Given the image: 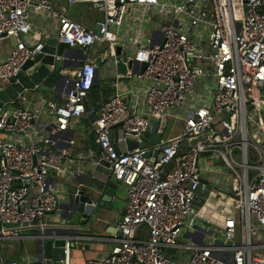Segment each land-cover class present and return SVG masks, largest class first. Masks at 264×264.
Returning a JSON list of instances; mask_svg holds the SVG:
<instances>
[{"label":"built area","instance_id":"obj_1","mask_svg":"<svg viewBox=\"0 0 264 264\" xmlns=\"http://www.w3.org/2000/svg\"><path fill=\"white\" fill-rule=\"evenodd\" d=\"M83 4L102 15L100 36L68 15ZM34 14L56 19L54 36L71 48L57 57L79 65L63 72V100L47 102L51 120L17 104L0 117L14 141L3 143L0 160V221L18 224L3 235L47 227L60 199L53 174L72 153L69 129L87 113L98 61L112 60L126 72L91 127L126 186V213L107 253L85 264H264V0H0V42L16 39L0 60V81L43 51L46 35L27 39ZM163 116L182 121L181 132L163 138L159 124L160 140L150 135L141 147ZM121 131L136 137V148L122 149L129 139ZM204 205L223 222L203 227L194 210ZM71 250L66 240L62 264H72Z\"/></svg>","mask_w":264,"mask_h":264},{"label":"water","instance_id":"obj_2","mask_svg":"<svg viewBox=\"0 0 264 264\" xmlns=\"http://www.w3.org/2000/svg\"><path fill=\"white\" fill-rule=\"evenodd\" d=\"M95 32L98 36L101 35L100 28H97ZM70 49L68 44L59 43L55 36L47 37L43 51L35 59L26 61L15 77L0 81V117L28 92L56 91L64 76L62 71L70 68L67 62L57 56L66 55V51ZM120 51L121 49L118 48L117 59L120 58ZM132 64L133 61H130L129 67ZM116 67L120 73L126 72V66L123 62H119ZM146 67L147 63H142V71ZM170 122L167 116H163L161 122L154 120L150 132L142 137L140 146H146L147 137L150 135H155V140L159 141L162 134L161 132L156 134L157 127L160 124V128L165 130ZM120 134L122 136L126 135L129 139L127 146H121L123 150L126 147L130 150L137 147V139L132 133L125 134L121 131ZM10 135L11 132L0 130V160L4 156L3 143H14L12 139H9ZM112 139L113 132L111 131L110 140ZM157 153L158 151H155L154 155H157ZM150 154L149 152L147 155ZM119 185H122V183L111 174L109 162L106 159L100 155L85 159L81 170L75 175V182H71L66 186L63 191L64 197L59 199L58 209L52 212H58L59 221L44 229L34 230L32 237L38 250V260L44 262L55 260L58 264H62L66 240L70 241L72 249L76 245L90 248V242L85 243V239H77L76 237L90 233L94 236H101L105 233L112 234L116 232L117 225L123 220L126 210L122 209L116 215L113 225H111L112 232L105 228L108 217H104L103 211L104 209H113L109 202L116 197ZM16 226L18 224H5L0 221V240L3 237V228L9 231ZM0 250L3 264H8L1 248ZM172 252L174 251L172 250Z\"/></svg>","mask_w":264,"mask_h":264},{"label":"crops","instance_id":"obj_3","mask_svg":"<svg viewBox=\"0 0 264 264\" xmlns=\"http://www.w3.org/2000/svg\"><path fill=\"white\" fill-rule=\"evenodd\" d=\"M65 4V1H60L57 3V7L60 9ZM71 8L68 10V15L73 12V17L77 14H81V12ZM71 16V15H70ZM84 18L87 19L86 14L83 15ZM83 18V19H84ZM52 18L46 20L45 15L34 14L33 21H34V29L31 35L27 36L29 42H34L38 39L50 36H54L56 33L55 28H53ZM55 20V19H53ZM95 21L93 23H88L87 20H82L84 25L91 29H96ZM94 24V27L92 26ZM44 29L47 31L44 33ZM53 29V30H52ZM13 48V47H12ZM12 48H8V45L0 43V60L7 57V55L11 52ZM70 68L74 69L78 67L79 62H75L73 64L67 63ZM99 65V73L95 81L94 86L100 87V100L98 101L97 105L93 104L89 95L87 101V113L82 115L78 122L73 123L69 129V133L73 137L74 143L72 145V153L66 159L64 164L63 172L59 174H53L55 178V182L57 188L60 190V196L63 195V191L65 190L66 186L69 185L71 182H75V175L78 173L79 170L82 168V162L78 160V156L81 154L85 159H91L96 155H100L101 149L97 142L95 133L91 127L92 119L96 116L97 110L99 105L102 101L108 99L114 92H115V82L117 79V74L120 72L118 71L117 67H115L112 63V60L107 61L106 63H102L98 61ZM65 70L62 71V73ZM63 84H58V88L56 91L44 92L40 93L37 91L28 92L24 96V100H20L18 105L23 107L33 108L41 113V119L43 121L51 120V116L49 114L47 108V102L52 100L62 101V93L61 88ZM44 106V107H42ZM52 129V127H47L43 130L38 132L39 135L46 136L48 134V130ZM180 132H178L179 134ZM178 134H170L167 137H172ZM84 159V160H85ZM121 191V192H120ZM120 192V193H119ZM127 201V190L124 184L119 185L117 188V195L115 198H112L109 202L113 206V209H104L103 215L107 218V223L105 224V228L112 232V227L114 219L119 211L125 209ZM59 221V214L50 213L47 215L45 219V223L47 226L53 225ZM21 237L19 238H12L10 236L3 235L1 238V249L5 258L10 261H16L20 264H25V261L28 258L38 259V250L36 248V244L34 238L32 237V231L27 228L20 229ZM91 235V236H90ZM111 234H103L101 236H94V234H83L80 239H85V243L90 242L91 247L85 248L78 247L77 245L71 250V261L72 264H85L88 259L97 258L99 256L104 255L107 253L110 247V243L108 242L107 237ZM89 236V237H87ZM93 240V241H92ZM95 240V241H94ZM0 264H3L2 255L0 250ZM45 264H58L57 261L51 260L49 262H45Z\"/></svg>","mask_w":264,"mask_h":264},{"label":"rangeland","instance_id":"obj_4","mask_svg":"<svg viewBox=\"0 0 264 264\" xmlns=\"http://www.w3.org/2000/svg\"><path fill=\"white\" fill-rule=\"evenodd\" d=\"M77 9L79 11H81L83 14H86L87 19L89 21L88 23H90V22L93 23L94 20L102 18V15H100L97 11L88 10L87 5L83 4L81 6H76L75 9H72V10H77ZM73 12L74 11H71V14H70L71 17H73ZM73 18H75L78 21H82L84 19L87 20L80 13L75 15V17H73ZM51 20L53 23V28H55V30H56L58 28V23H57L56 19L55 20L51 19ZM92 26L94 27V24H92ZM0 43L8 45V48H12V47L14 48L15 44H16V39H15V37H10L8 39L3 40ZM170 121H171L170 124H168L167 128L164 131L163 138H166L170 134H178V132H181V130H182V127H183L182 121H179L178 118L173 117V116L170 117ZM60 197L62 199L64 197V195H61ZM194 213H198L206 219L207 224H203V227H206V228H208L210 226V224H212V223H217V222L222 223L224 220L223 216H219L218 212L213 211L211 209V207L207 206V205L206 206L204 205L200 210L195 208Z\"/></svg>","mask_w":264,"mask_h":264},{"label":"trees","instance_id":"obj_5","mask_svg":"<svg viewBox=\"0 0 264 264\" xmlns=\"http://www.w3.org/2000/svg\"><path fill=\"white\" fill-rule=\"evenodd\" d=\"M100 87L99 86H93L90 92V98L93 104L97 105L98 101L100 100ZM89 98V97H88ZM18 105V102L16 103Z\"/></svg>","mask_w":264,"mask_h":264}]
</instances>
